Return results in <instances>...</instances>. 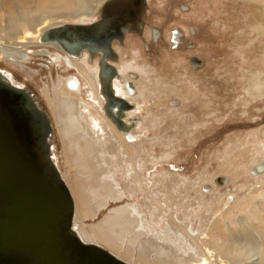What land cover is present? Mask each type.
<instances>
[{"label": "rangeland", "instance_id": "rangeland-1", "mask_svg": "<svg viewBox=\"0 0 264 264\" xmlns=\"http://www.w3.org/2000/svg\"><path fill=\"white\" fill-rule=\"evenodd\" d=\"M56 1L0 0V70L24 85L38 110L48 119L52 133L48 143L54 146V165L65 176L71 190L75 179L67 177L70 169L66 163L65 138L56 128L51 112L57 103L50 104L48 97H53L58 79L76 76L81 80L84 77L76 67L64 62L61 54L65 52L39 42L40 35L64 23H92L103 15L104 5L111 0H88V5L84 2L82 6L84 9L73 8L72 11L71 8L53 9ZM141 20L142 29L123 35L124 44L112 43L115 58L109 62L117 69L133 60L134 69L127 70L130 78L123 80L136 81L143 92L136 93L134 104L140 109L128 120L137 123V131L144 127L134 148V165H138L142 188L131 182L130 162L114 147L116 143L111 133L104 131L110 154L107 157L113 159V171L118 170L111 175L116 179L120 197L109 199L94 217L86 215L76 220V228L84 226V233L89 234L91 225L111 214L114 208L133 205L143 223L144 233L138 240L152 237L171 245L178 253H183L182 246L193 253L194 247L180 235L179 241L183 243L178 245L176 235L164 220L169 217L168 213L150 200L147 194L151 193L164 198L162 205L169 207L168 212L176 211L178 220L189 222L193 232L202 214L211 215L206 230L200 231L214 236L212 243L215 244H208L216 251V245L231 240V236L239 242L242 237L262 236L264 224L256 214L264 211V177L258 180L261 174H255L253 168L264 163V84L258 85L264 82V32L258 34L256 31L258 23L264 29V3L257 0H144ZM25 31L31 32V38L24 46H16L14 43L26 34ZM174 31L180 33L177 44L172 39ZM14 47H20L23 53L21 50L15 53ZM88 57L82 53L74 60L91 75L95 70L98 77V56ZM192 57L199 58L202 63L193 66ZM82 97L98 108L99 104L93 103L91 97L85 93ZM102 115L107 124L109 121L114 124L104 111ZM95 135L91 134L93 138ZM78 173L80 178L89 177L83 171ZM222 177L224 183L220 182ZM100 178V182L107 183L105 175ZM256 185L260 188L251 189ZM204 187L209 188L205 190ZM174 193L182 197L180 201L174 200L180 203L175 210L173 205L168 206ZM231 194H237V200L226 205L225 198L231 199ZM94 200L89 198L87 205ZM187 203L188 213L185 214L181 205ZM217 205L220 211L214 208H218ZM240 215H246L245 222L258 227L248 236L241 235L246 231L238 222ZM78 235L84 242L98 244L121 260L136 264L134 255L127 259L99 240H88L80 231ZM149 257L150 261L160 264L172 262L167 254L157 259L150 251Z\"/></svg>", "mask_w": 264, "mask_h": 264}, {"label": "bare ground", "instance_id": "bare-ground-1", "mask_svg": "<svg viewBox=\"0 0 264 264\" xmlns=\"http://www.w3.org/2000/svg\"><path fill=\"white\" fill-rule=\"evenodd\" d=\"M86 1L88 2V0H73V1L71 0V2H68V1L66 2V0H57L56 5L54 6L53 9L60 10V8L61 9L71 8L70 11H72L73 8L84 9L82 6L84 5V2L86 3ZM257 1L264 3V0H257ZM62 25H67V24L64 23L57 27H53L50 29L48 28L45 31H43L42 34L40 35L41 41L39 40V42L49 44L50 46L56 47L57 49H60L63 52H65L62 54L59 53L58 55L61 54L62 56H64V62L66 61L67 64L71 67H76L78 72L84 77L82 78L83 82L81 80H78L76 76H71V77L69 76L70 78L66 77L65 79H62V78L58 79L57 85L53 87V97H48V102L50 104L52 102L57 103V107H55L53 111L51 110V112L54 117L56 128L59 129V132L62 133L63 137L65 138L63 142L66 144V148H67L66 155L68 156L66 157V163H68L69 169H70L67 177H71L75 179L73 180V186H71V190H72L71 191L70 187L65 182V179H64L65 176L60 174V177L64 181L65 186L67 188V192L72 201V205H73L72 227L77 233V235H78V231H80L81 234H83L85 238H87L88 240H93V239L99 240L102 243L106 244L107 247H109L110 249H113V251H115L117 254L127 259H130L134 255L133 258H135L136 264L137 263L160 264V263L154 262L155 260H152V261L149 260L150 251L155 254L157 259L161 258L160 256H162L163 254H167L168 259H169V256L172 257L171 259L172 262L170 261L171 263H168L167 261V264H264V229H263V235L260 237L255 238L256 237L255 236L252 239H249L247 237L245 238L242 237L244 242L242 239L239 242L238 239H234L231 236V240L229 239V241L225 243H221V244L218 243L219 245H216L217 247H215L218 249V251H216L214 247L212 248L208 244L214 241L213 240L214 236L212 235L207 236L206 232L200 231L201 229L206 230L205 228L208 222L207 220L210 219L211 215L202 214L200 216L201 218L200 224L198 228L196 229V231L193 232V230L190 228L189 222L178 220V218L175 216L176 211H173L172 213L168 212L169 207H167V205L165 206L162 205V203H164L165 201L164 198H161V197L158 198L157 196H154L151 193L149 195L147 194L148 197H151L150 200L155 202L158 205H161L163 210H165V212L168 213L166 216H169V217L167 218L165 217L164 220L166 221L168 228L173 232L174 235H176V240L178 242V245L180 246L181 243H183V242L180 243L179 241L180 238L178 237V235H180L184 239L185 242H190L191 247L192 248L194 247L195 251L193 253L191 252V250L185 249L184 246H182V248L180 247L183 253L182 252L178 253V251L172 248L171 245L169 246L166 243L158 242V240L152 237H148L145 240H138L139 236L144 233L143 228H142L143 223L141 222L142 217L138 216V212L134 208L133 205L132 206L125 205V206L114 208L113 210H111V214L109 213L105 218H102L96 224L91 225L89 234L84 233L85 231L84 226H80L79 229L76 228L75 226L76 220L80 221V218L86 215L94 217L97 213V210L101 206L106 205L109 199H117L120 197L119 192L116 190V187H117V185L115 184L116 179L111 175V173L113 175L116 174L118 170L114 169L115 171H113L112 169L113 159H111V157L110 158L107 157V155L110 156V154L107 151V142L105 140L106 133L104 131L111 133V137L114 139L113 140L114 143H116L114 147L116 148V150L120 151L122 156L127 158V160L130 162V173L128 175L131 178V182L134 185L139 184L140 186L139 188H142L141 186L142 178H140V171L138 169V165H134L135 163L134 161V155H135L134 150L135 149L134 148L137 145V144L135 145V143H137V141L139 140L138 136L140 132H142L144 127L141 128V131H137L136 130L137 123L134 122V124L132 125L129 123L130 121L128 122V120L132 119L134 117V112L140 109L138 105L134 104V101L137 98L136 93L143 94V92L140 90L141 85L139 83H138L139 86L136 85L135 83L136 81L134 82L132 79L131 80L125 79L126 81H128L125 83V80H123L124 78H128V79L130 78L128 76L127 70L134 69L133 60H131L130 63L123 65L121 68L117 67L116 69L109 62L113 60L112 57L108 56V53L104 50H99L94 53H91L88 50H81L79 52H69L68 50H66L65 48L61 46L58 40L53 39V38H49V39L43 38V35L46 32L51 31L55 28L61 27ZM72 25H86V24L77 23V24H72ZM260 25L258 23V26H256V31L258 34H260L261 31L264 32V29H262V27L260 28ZM140 27H141L140 29H142L143 25L141 24ZM25 32L26 34L20 37L21 39L19 41H16L14 43L16 46L17 45H20V47L24 46L25 45L24 42H26L29 38H31V32L30 31H25ZM126 32L129 33L130 30L129 29L124 30V33ZM172 36H173L172 37L173 42L177 44L180 33L174 31V33H172ZM20 47H14L13 48L14 52L19 53L21 50ZM116 51L118 55L119 51L118 50ZM82 52L88 54L90 58L92 59H93V56H95V54H99L101 56L100 61H99V67H98V77H97V73L95 70H94L95 74H93L92 72V74L94 75L93 77V75L89 74L88 71L85 70L84 67L80 68L76 64L74 58H79L82 55ZM118 57L120 56L118 55ZM102 58H104L103 61L101 60ZM106 59H109L107 60L108 63L106 62ZM103 64L106 67L107 65L113 66L115 69L114 70L115 73H112V71H109V70H104V72H106L105 75L110 77V85H111L112 94L114 96V99H117L109 104L111 107V111L110 112L108 111V115L106 114L105 115L110 117L115 122L116 125L109 123L110 121L107 124V122L104 119V116L102 115L103 111L101 110V107L103 104V99H104L103 97L105 95L103 93V90L99 89V83L101 87L100 70ZM200 64H195V66L197 67ZM192 65L194 66V63H192ZM136 68L137 66H135V69ZM133 75L134 74H131V76ZM263 84L264 82L263 83L258 82L259 87ZM87 85L90 88L89 90L90 92L87 91ZM125 88H126V91H125ZM99 90H100V93H99ZM45 93H47V90L45 91ZM82 93H85L86 96L91 97L93 103L96 102L97 104H99L98 106L99 109L91 102H87L85 99H83ZM106 100L107 99L105 97V102ZM121 100H124L127 103V105L120 106V104L118 103H120ZM129 102L132 105H134V107H132V105ZM83 112H85L84 113L85 115L83 114ZM137 121H140V120H137ZM121 125H123V127H126V128H122ZM107 127L109 129H107ZM132 128L134 129L132 130ZM130 129L131 131L129 132L130 133L129 134L128 130ZM124 132L128 133L129 136ZM92 133L94 135L96 134L95 138L91 136ZM103 139L105 141H103ZM98 156L101 157L100 160L98 159ZM53 157H54V154L52 156V159H53V163L56 164ZM107 165H110V168H107ZM253 169H254L253 172L255 174L256 173L261 174L259 175L258 180L264 177V174H262L264 172V163H259L258 165H254ZM80 171H83L84 173H88L89 177L80 178L78 176L79 175L78 172ZM103 175H105V178L107 179V183L100 182L101 180L100 177ZM224 180L225 178L222 177L220 182L224 183ZM153 184L154 186H157L155 182ZM87 186L91 188V190H87L86 188ZM145 186L146 185H144V188H146ZM208 188L209 187H204L205 190ZM257 188H260V185L253 186L251 189L255 190ZM203 192H206V191H203ZM228 195L230 196V194ZM237 196H238L237 194H233L231 199L225 198L224 203L226 205L234 204L235 200H237ZM89 198H92L95 200L94 202L87 205ZM179 199H182V197L174 193L173 195H171L170 200H169L172 203H170V205L168 204V206L172 207L173 205L172 208H174L175 210L176 208L175 206L180 205V203H176L175 201H180ZM188 204L189 203L181 205V208L183 209V211H185L184 212L185 214L188 213V209H186L189 206ZM219 205L223 207L221 202ZM217 207L218 208L216 207L214 208L219 210L220 207L218 205ZM238 217H239L238 219L239 224L245 229L244 231H246V233H243V234L240 233L241 235L248 236L254 230L258 228L252 224H248L245 222L246 220H248L246 215H240ZM256 218L259 220L261 224L262 223L264 224V211L261 210L258 214H256ZM131 228L133 230L132 235H130ZM262 228H264V226ZM197 232L199 233L197 234ZM81 241L84 242L82 239ZM84 243H87V242H84ZM212 244H215V243H212ZM163 257H166V256H163ZM189 261H192V262H189ZM128 263L132 264L130 262Z\"/></svg>", "mask_w": 264, "mask_h": 264}, {"label": "water", "instance_id": "water-1", "mask_svg": "<svg viewBox=\"0 0 264 264\" xmlns=\"http://www.w3.org/2000/svg\"><path fill=\"white\" fill-rule=\"evenodd\" d=\"M143 10L144 0H111L97 21L62 25L43 38L58 40L69 52L104 50L115 58L112 39H122L127 29L140 31ZM191 62L202 61L192 57ZM102 67L100 80L110 112L109 104L117 99L104 70L115 69ZM7 92L12 103L23 101L30 114L12 111ZM118 104L127 105L124 100ZM50 136L48 119L34 99L0 72V264H129L98 244L82 242L73 229V205L51 160Z\"/></svg>", "mask_w": 264, "mask_h": 264}, {"label": "flooded vegetation", "instance_id": "flooded-vegetation-1", "mask_svg": "<svg viewBox=\"0 0 264 264\" xmlns=\"http://www.w3.org/2000/svg\"><path fill=\"white\" fill-rule=\"evenodd\" d=\"M95 21H97V20H93V22H95ZM92 22V23H93ZM131 32V31H130ZM127 34V32L126 33H124V36ZM123 39H124V37H123ZM122 39H116V38H113L112 39V41H111V46H112V43L113 42H119V43H122V44H124V40L122 41ZM83 53V52H82ZM95 56H98V67H99V61H100V58H101V56L99 55V54H95ZM89 59H92V58H90V56H89ZM88 59V60H89ZM107 60H109V59H106V62H107ZM108 63V62H107ZM100 69V68H99ZM0 72H2L13 84H15V85H18V86H20V87H22V88H24V85L21 83V82H19V81H17L15 78H13L8 72H5L4 70H0ZM71 77V76H70ZM69 77V78H70ZM68 78V77H67ZM78 79V78H77ZM78 80H80V79H78ZM81 81H82V79H81ZM83 82V81H82ZM126 82H128V81H126L125 80V83ZM131 82V81H130ZM126 86V85H125ZM99 89L101 90V87H100V85H99ZM125 91H126V88H125ZM100 93V92H99ZM101 95V94H100ZM11 97H12V95L10 94V93H8L7 92V103H9L8 105H9V107H10V109L12 110V111H16V112H18L20 115H22V116H25V115H29L30 113V111L29 110H26V111H24V109H25V107H24V103H23V101H20L21 102V104L20 103H12L11 102ZM104 98V97H103ZM23 103V104H22ZM130 103V102H129ZM104 104H106V105H104ZM131 104V103H130ZM132 105V104H131ZM106 106H107V101L105 102V98L103 99V104H102V109L101 110H103L104 111V113L106 114V115H108V110L106 109ZM109 107H110V105H109ZM132 107H134V105H132ZM111 108V107H110ZM127 112V111H126ZM125 112V113H126ZM121 113V112H120ZM125 116V115H124ZM112 117H113V115H112ZM120 119V118H119ZM114 122V121H113ZM136 123V122H135ZM114 124H115V122H114ZM130 124H132V123H130ZM116 125V124H115ZM120 125V124H119ZM133 125V124H132ZM117 127V126H116ZM17 129H19L18 127H17ZM57 132V131H56ZM51 136H52V133H51ZM51 136H50V138H51ZM50 145V144H49ZM54 146H49V153H50V157H51V160H52V162H53V159H52V156H53V154H54Z\"/></svg>", "mask_w": 264, "mask_h": 264}]
</instances>
